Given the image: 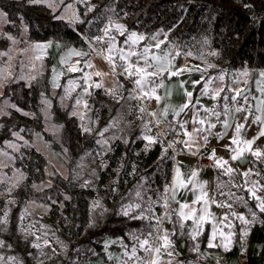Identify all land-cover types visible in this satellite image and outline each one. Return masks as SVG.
Masks as SVG:
<instances>
[{"label":"rangeland","instance_id":"374dc122","mask_svg":"<svg viewBox=\"0 0 264 264\" xmlns=\"http://www.w3.org/2000/svg\"><path fill=\"white\" fill-rule=\"evenodd\" d=\"M26 1L50 13H55L57 18L63 20L65 24L49 29L47 34L51 36L50 39L38 40L33 39L28 27L22 22L21 34L16 37L6 32L9 19L7 14L0 10V138L2 140L0 143V220L5 219L4 214L7 212V223H0V241H4V246L0 247V257L4 259L0 264H72L76 258L69 251L70 230L79 229L82 214L79 213V221L73 224L71 212L82 209L83 191L92 192V196L87 199L88 215L95 214V219L99 217V224H102L110 217L114 205L122 198L124 188L119 186L122 178L125 179V187L142 169L151 168L152 172L154 162L151 157L159 147L162 152L168 147H173L176 151L185 148L182 143L170 146L172 140L186 139L182 130L176 128V131H171L166 125V121L170 119L169 115H172L171 111L167 119H162L159 124H157V118L150 113L156 112L159 116L165 105L174 107L182 105L186 97L180 83L185 82L184 88L194 93L193 82L200 81V71H206L205 79L216 76L219 72L225 73L224 86H226V78L229 80V85L221 96L226 94L230 97L232 93L227 91L229 88L249 90L250 87L247 84L244 86L247 77H244L243 82L240 77L238 78L240 73L245 70L248 72V69L233 71L222 67L221 63L225 61L224 51L214 46L210 35L204 36L200 32L191 33L188 25L192 14L183 5L178 6L175 14L167 18L174 4L155 8L146 14L138 13V10L150 0ZM248 1L249 4L258 6L264 4V0ZM164 19H168L166 24L169 25V30L157 27L158 23ZM110 21L124 25L127 30L125 36H119L113 29L112 34L117 36L119 42L120 37H123L120 45L123 44L128 32L143 35L145 40L138 45L141 49L146 43H155L150 40L152 36L155 35L158 41L165 42L168 40L169 33L175 31L169 38L168 47L166 49L161 47V50H174V53L178 51L180 55L175 57V68H184L185 71L170 78L165 73L164 87L157 90V94L161 96L160 103H157L154 98L140 100L133 98L136 95L133 92V83L126 76L112 75L111 66L95 52L84 57L68 55L70 49L88 52V41L93 40L94 44V37L103 35V30ZM80 28L84 30L83 34L78 32ZM73 32L79 38L73 42L63 41L65 37H73ZM39 42L48 43L39 44ZM36 45L46 47L37 48ZM94 46L99 47V45ZM103 46L106 49L107 45ZM154 51L158 50L154 49ZM95 56L102 57L103 60L93 58ZM37 57L40 58L37 59ZM49 58L52 59V63L49 78L50 94L47 95L43 91V74ZM62 58L66 61L65 63H61ZM86 60H90L93 67H85ZM77 61L80 63L77 64ZM209 64L213 67H208ZM72 66L80 69L76 71L78 74L75 76L70 75L69 68ZM216 67L218 70H214ZM53 69L56 70V82L60 87H53ZM97 71L105 75L102 77L93 75L89 83L99 82L102 83V87L88 89L91 94L83 96V100L87 101V108H84L83 102L77 106L76 98L78 94L83 93L80 88L84 85L83 75ZM119 71L120 69L117 68V72ZM261 72H264V69L259 70L254 83L255 87ZM63 77H66L65 82L62 81ZM70 79L76 80L79 86L70 95L65 96L64 86ZM108 89H115V94L107 92ZM166 90L171 92L170 96L166 95ZM34 95L38 101L35 107L32 102ZM251 95L253 96L254 93ZM199 96L200 90L193 101ZM62 97L64 99H61ZM54 99L62 109L77 118L79 134L84 139L88 134H92L95 141L94 149L82 154L74 162L61 142L63 125L54 118ZM95 102H98L96 111H94ZM223 103L221 99L215 105H219V110L222 111ZM238 103L243 106V99L238 98ZM230 106L233 109L235 107L231 102ZM141 108L145 110L143 113L140 111ZM236 113H241L240 116L237 115V118L240 117L239 120L244 128L251 129V132L257 130L259 124L253 123V117L256 115L254 107L247 121L244 119L248 115L247 112L233 111V117ZM224 118L222 115L221 121ZM169 121H173V116ZM212 123L216 125L211 130L214 133L212 135L217 136L221 122L216 120ZM146 124L148 129L145 128ZM173 126H175L174 121ZM84 127L89 128L90 131L85 132ZM186 127L188 132H192V123ZM105 128L107 131H104ZM229 130L230 134L222 140L209 136L207 141L215 142L220 146L233 145L230 142L235 134V126ZM134 131H138V136L127 150L126 146ZM101 132L103 135H100ZM177 132L180 134L177 135ZM168 134L171 136L168 137ZM145 135L155 138L157 142L150 143L144 138ZM201 136L202 134H198L195 142H200ZM193 144L191 152L194 151ZM254 162L257 166H262L260 161L254 160ZM230 167L235 170L231 183L243 185L240 170L234 165ZM215 169L219 184L227 183L229 176L223 174L222 168L215 167ZM168 173L167 176L157 178L158 189L155 191L156 200L153 205L154 217L163 215L164 207H162L161 198L165 188H171L174 166ZM218 187L221 190L220 196L228 200L229 204L240 203L244 206L243 203L228 198L229 190L236 196L244 197L248 207L256 212L258 221L261 224L264 222V213L256 208L255 200L248 199L247 192L243 188ZM56 190L60 191L67 201L60 200ZM222 192L225 194L221 195ZM127 205L129 204L123 205L121 210ZM16 208L20 209L17 228V235L22 243L20 246L16 243L11 226L12 215ZM173 209L175 207L170 208V212ZM135 210L129 216H136ZM173 215H175L174 212L172 218ZM186 226L185 222L183 232L187 231ZM84 228L78 231L79 237L87 234L88 230ZM107 242V247L117 249L115 244L122 241L119 238L118 240L109 239ZM33 244H38L39 247H33ZM112 254V252L109 254L113 257L111 262L106 259L109 264H112L115 259ZM9 257H14L15 261H10Z\"/></svg>","mask_w":264,"mask_h":264},{"label":"snow or ice","instance_id":"6c2138e0","mask_svg":"<svg viewBox=\"0 0 264 264\" xmlns=\"http://www.w3.org/2000/svg\"><path fill=\"white\" fill-rule=\"evenodd\" d=\"M91 10V8H89ZM78 18V17H77ZM83 22V21H81ZM113 29H115V32L119 36H125V32L127 31L125 29V26L119 23H113L109 22L107 26H105L103 30V35H97L94 37V44L93 40H89V51H77L75 49H70L68 55L72 56L75 55L77 57H84V56H90L91 53L95 52L97 55L102 56L108 64L111 66L112 75H123L126 76L131 83H133L134 88L133 92L136 93V95L133 97L135 99H152L154 98L157 103H160L161 96L157 94V90L159 88L164 87V76L165 73H167L168 77L178 76L182 74L185 69L175 68L174 60L176 56H179L180 53L176 51L174 53V50L169 51H163L161 50V44L164 43L163 41H158L157 37L154 35L150 38L151 41H155V43H146L142 49L138 48V45L141 41L145 40V37L143 35L137 34L136 32H128L127 36L125 37L123 44L120 45V42L117 39L116 35H113ZM107 45L106 49L103 45ZM94 45H99V47H95ZM119 45V46H118ZM37 48L46 47L44 45H36ZM158 50V51H154ZM190 55V53H188ZM212 55H216V53H212ZM40 57H37L39 59ZM119 61V63H118ZM66 61L62 58L61 63H65ZM80 62L77 61V64ZM85 67L91 68L93 65L90 61H85ZM208 67H213V65L209 64ZM117 68L120 69L119 72H117ZM80 69L76 66H72L69 68V71L76 72ZM197 71H200V69H197ZM95 75L97 77H102L105 75V73H102L100 71H97L95 73H85L82 77L84 80V88L83 93L78 94L76 98V105L79 106L83 102L84 108L88 107L87 101L83 100L84 95H90L91 93L88 91L90 87L95 88H101L102 83L96 82V83H89L92 79V76ZM240 75L247 77L249 73L247 70L240 73ZM57 76H56V70L53 69V87H60V85L56 82ZM203 80V87L201 89L200 95L209 96L214 101L223 100V110H219V105H213L212 108L204 107L203 105H200L199 98H197L195 101H193V93L191 91H187L186 88H184L185 82L180 83V87L184 89V95L186 97L185 102L182 105H179L178 107H174L172 105H165L163 108L162 113L158 116L156 112L150 113L153 117L157 118V124L161 122L162 119H167L169 112L171 111L173 116V121L175 122V126H173V121L168 122V127L171 131H176V128H179L182 130L183 135L186 137V139L182 141H176L172 140L170 141V146L175 145L176 143H182L186 148L191 151V146L193 143H195L198 134L200 133H207L211 134V129L215 128V124L211 123L210 117H215L218 122H221L225 131H227L228 127L230 126L229 120L231 118V113L233 111L235 112H247L248 115L244 117L245 121L248 120V116L252 115V109L254 107L255 112L259 113V115H255L253 117V123H258L264 125V72L260 73V79L257 80V91L260 93V97L258 98L256 96H251L250 90L246 89H238V88H229L227 89L228 92H231L232 95L229 97L228 95L221 96L222 93H225L226 89L223 85V81L225 80V74L221 72L218 76L212 77L209 76L206 79L202 75ZM215 81L221 82L219 86H213ZM201 83V81H194L193 87L196 86V84ZM245 84H247V80H245ZM78 83L76 80H68L67 85L64 86V93L65 96L70 95L72 91L75 90L76 87H78ZM110 94H115V89H108L106 90ZM166 95L170 96L171 92L166 90ZM253 100H255V105H249V97ZM238 98H242L244 101V105L241 106L238 103ZM61 99H64L62 97ZM231 104L237 105L234 109L230 106ZM45 103H48L45 101ZM193 109L192 114V124H193V130L192 132L187 131V124L188 121L180 120L179 117L182 113L186 114V111L189 108ZM203 111L204 115L201 116L200 112ZM140 111L143 113L145 110L143 108L140 109ZM75 114V113H73ZM224 116L225 119L221 121V116ZM81 119L83 120V116H81ZM145 128L148 129V125H145ZM244 128L243 124L236 123L235 126V134L232 137L231 144L238 145L237 148L232 149L233 155L231 159L233 161L237 160L240 155L245 151H251V154L255 156L258 160L264 157V151H261L259 149L252 151L251 145L255 142V139L259 138V136L264 135V127L261 128L260 132L258 133L257 137H254L252 140H245L241 138V131ZM83 130L85 132H89L90 129L87 127H84ZM150 130V129H149ZM104 131H107V128L104 129ZM180 132H177V135H179ZM100 135H103V132L100 133ZM159 136V134H157ZM219 138H223V133L218 134ZM146 140H148L150 143H155L157 140L151 136L145 135L144 137ZM203 140L207 142L208 135H204ZM243 144L245 147L241 148L239 145ZM167 151V149H165ZM209 159H213L215 161V165L218 168L223 169V174L229 176V181L224 184H219L220 187H236V188H243L250 196L251 199L256 201V208L259 210V212L264 213V196L258 195V192L264 191V185L260 184L259 180H251V176L253 175L252 169H248L247 171H244L240 173V175L244 178L243 179V185H236L232 184L231 180L233 178V174L235 173V170L231 168L230 166L225 167V165L228 164V161L224 160L223 158H216L215 156V150L210 154ZM255 175L260 176L259 172H256ZM198 176V170L193 169L188 176L187 179L183 178V174L180 172L179 167L176 169V174L173 179V185L171 188H165L164 194L162 196V207L165 209L164 216L167 217L169 222H172V214L173 212L176 215L177 222L179 223L180 229H181V235H183V229L185 227L186 221H191L192 226L189 229V236L190 238L195 241L198 236H200L203 232L205 224H211V234L208 239V247H215L213 241L217 236L218 233V225L216 223V219L213 216V214L209 211V197L207 192L205 191V185L206 182H199L196 180V177ZM189 185H191V188L189 189ZM179 189H185L190 190L193 192L194 199L191 202V205L188 202H181L176 199V194ZM169 192H171V195H169ZM198 193V194H197ZM225 193H221V195H224ZM137 197H141V193H136ZM227 196L229 199H234L236 201H239L244 204L245 207H248L247 200L244 199L242 196H236L235 193L229 192L227 193ZM169 201H172L179 205L177 209H173L171 212L169 211ZM212 203H216L218 207H227L231 210L232 205L227 202H217L214 199L211 200ZM194 205H201L199 208L194 207ZM137 208H141V205L139 203L132 205L129 204L125 208L122 209V212L125 216L130 215L132 211H134ZM145 212L151 214L152 213V203L149 202L148 208L142 209L140 214L137 216H132V219H155L156 224L154 226L155 231H159V224L161 223L162 217L156 216L153 217L152 215H145ZM249 212H251V215L253 217V221L256 219V212L252 211V209L249 208ZM5 219L0 220V223H7V212H5ZM231 215L233 217L238 218L243 224L247 225L249 224V221L245 218L244 215H239L235 212H232ZM228 220V215L225 214L223 217V221ZM230 227V225H229ZM171 235H175V232L169 233L167 230L163 231V234L158 237L160 243L155 248L151 245V238H153V233L149 232L148 237L141 239L138 235L132 234V239L136 242L137 246H133L131 249V252L129 253L127 250L124 252V256L128 259L125 261H122L121 264H128V261L132 259L137 260V264H161V257L164 253H167L168 257L171 258L173 253L171 249L173 248V243L170 239ZM219 235L223 237V240L226 241L223 243V247L225 250L228 249V245L231 243V236L233 233L229 231L227 234H225L222 230L219 231ZM242 235H247V232L245 231ZM4 246V241H0V247ZM33 247H39L38 244H33ZM139 249H142L144 252L148 253L151 259H140L137 256V251ZM199 245L197 244L194 250H198ZM111 258V256H110ZM3 257H0V262L3 261ZM10 261H15L14 257L8 258ZM167 264H172V260L169 259L167 261Z\"/></svg>","mask_w":264,"mask_h":264},{"label":"trees","instance_id":"16d2710c","mask_svg":"<svg viewBox=\"0 0 264 264\" xmlns=\"http://www.w3.org/2000/svg\"><path fill=\"white\" fill-rule=\"evenodd\" d=\"M174 4L171 13L167 16L170 18L174 15L178 6L183 5L188 12L192 14L188 29L191 33H198L212 38L214 46L221 48L225 53V61L221 66L227 70H243L248 69L247 86L251 88V93L256 94L255 80L258 77L259 70L264 69V4L255 5L249 4L248 0H150L143 5L139 10V14L149 13L155 8ZM0 10L4 11L9 19L6 32L10 35L19 37L22 31L21 23L23 22L29 29L33 39L47 40L51 36L47 34L49 29L56 28L61 24H65L63 20L58 19L55 13L41 8L38 5L31 4L26 0H0ZM168 19H164L158 23L157 27L169 30V25L166 24ZM187 29V27H186ZM79 33L83 34L84 30L80 28ZM175 31L168 35V40L165 41L161 47L166 49L169 44V38L172 37ZM79 38L73 32V37H65L63 41L73 42ZM123 37H120V42ZM10 43V41H7ZM8 43V44H9ZM78 45V43H76ZM52 59L47 60L45 73L43 74L44 92L50 94L49 78L51 74L50 65ZM218 68L216 67V69ZM78 73H70L75 76ZM66 77L62 81L65 82ZM229 85V80L226 78V86ZM83 88V85L80 87ZM201 88V83L197 84L194 89V98L197 96L198 90ZM35 105L38 103L36 95L32 98ZM98 108V102H95L94 111ZM35 111L37 109L35 108ZM53 114L54 118L61 122L62 134L61 142L66 148L72 162H74L82 154L91 151L95 147V141L92 134H88L86 139L79 134L77 130V118L58 104L57 100H53ZM169 120L172 115H169ZM166 121V125H168ZM125 130L122 132L121 136ZM120 136V137H121ZM138 131H134L130 137V141L126 146L127 150L137 138ZM171 135L168 134V137ZM0 143L2 140L0 138ZM151 155V153H150ZM151 160L154 162V169H142L136 177L130 180L124 187L125 179L119 181V186L124 188L122 198L113 207V212L110 217L103 223L101 227L94 230L84 238H80L78 231L86 226L88 217L87 199L92 196V192L83 191L82 209H75L71 212L73 224L79 221V213L82 214L80 227L70 230V244L69 251L75 261L72 264H87V262L101 254H103V242L107 238H120L121 241L130 246L136 242L132 239V234L138 235L141 239L148 237V233L152 232L153 236L156 234L154 226L155 219H132L131 216H125L121 207L125 204L141 205V208L135 210L136 216L140 214L142 209H147L149 202L152 203V213L145 212V215H152L154 217L153 205L156 200L155 191L158 189L157 178L167 176L175 163V151L173 147H168L167 151L162 152L161 147L153 153ZM217 174V173H216ZM57 191V196L62 201H67L64 195ZM140 192L141 197H137L136 193ZM20 209L16 208L12 215L11 226L14 230V238L16 243L20 246L22 243L17 235V228L19 223ZM37 216V215H36ZM38 217V216H37ZM43 219L41 217H38ZM173 222L176 233L174 236L175 244L180 240L186 238L189 243L192 242L187 232L181 235V229L177 222L176 215H173ZM187 226L191 222L186 221ZM186 226L188 230L189 227ZM261 230L264 233V222L261 224ZM208 236V228L201 236L202 247L206 246V239ZM185 253H181L180 259L186 258ZM194 256V254H192Z\"/></svg>","mask_w":264,"mask_h":264},{"label":"crops","instance_id":"0c3cea01","mask_svg":"<svg viewBox=\"0 0 264 264\" xmlns=\"http://www.w3.org/2000/svg\"><path fill=\"white\" fill-rule=\"evenodd\" d=\"M44 42H39V44H43ZM48 42L44 43L47 44ZM99 60H103L102 57H93ZM101 58V59H100ZM87 61V60H86ZM90 61V60H89ZM71 73H78V72H71ZM224 73V72H223ZM221 74L219 72L216 76ZM225 74V73H224ZM202 75L205 76L207 75L206 71H200L199 75V80L201 81V88L199 89L201 92V89L203 87V80H202ZM215 77V76H212ZM244 80V76L238 75V78ZM221 82L215 81L213 86H219ZM224 85V81H223ZM246 86V84H244ZM84 88V85H83ZM82 88V91H83ZM245 89V88H244ZM257 91V87H255ZM194 90V88H193ZM198 90V91H199ZM248 90V89H246ZM251 92V88H249ZM252 96V95H251ZM249 97V102L250 105L253 106L255 105V100H253ZM253 96H256L258 98L260 97V93L257 91L256 94ZM194 99V96H193ZM199 101L200 105H203L204 107L207 108H212L213 105L217 101L212 100L209 96L204 95V96H199ZM236 107L237 105L234 104ZM234 107V108H235ZM192 114H193V109L190 107L187 111L186 114L182 113V115L179 117L180 120L188 121L187 126L191 125V120H192ZM239 116L241 113H238ZM237 113L233 117V114L231 113V118L229 120L230 126L228 127L227 131H225L222 123H220V131L218 134L223 133V138L227 137L230 134V128L233 126H236V123H240V120L238 117L237 118ZM200 115L203 116L204 113L201 110ZM256 115H259V113H256ZM212 119V122H215L216 119L214 117H210ZM225 119V118H224ZM264 127V125L259 124L257 130L255 132H251V129L248 128H243L241 131V138L245 140H252L254 137L258 136V133L260 132L261 128ZM188 128V127H187ZM188 130V129H187ZM212 130V129H211ZM202 134L200 137V142L197 141L193 145V152L188 151V148H180L179 151H175V163H174V173L172 175L171 179V186L173 185V179L176 174V169L179 167L180 172L183 174V178L187 179L188 176L190 175L191 171L193 169L198 170V176L196 177V180L199 182H206L205 185V191L208 194L209 197V211L213 214V216L216 219V223L218 225V233L216 238L214 239L213 243L216 245L215 247H208V239L211 234V224H205L203 232L200 236L197 237L195 241L189 243L188 246V241L186 238H183L178 242V244H175V235H171L170 239L173 243V248L171 249L173 255L171 258L168 257L167 253H164L161 257V264H167V261L169 259L172 260V264H264V233L261 230V223L258 221L256 218L255 221H253V217L251 215V212H249V207L242 206L240 203H231L232 208L231 210L227 207H218L216 203H212L211 200L214 199L217 202H228V200L223 199L222 196H220L221 190L218 187V181H217V176H216V169L217 167L215 165V161L213 159H209L210 154L215 150V156L216 158H223L224 160L228 161V164L225 165V167L234 165L236 166L240 172L247 171L248 169H252L253 175L251 176V180H259L260 184L264 185V157L261 159H257L255 156L251 154V151L245 150L240 157L233 161L231 159L233 155L232 149H235L238 147V145H225V146H220L216 145L215 142L207 141L205 142L203 140L204 135H208V139L212 137L214 134L211 131V134ZM214 135L213 138L216 140H222V138H219ZM210 136V137H209ZM239 147L243 148L245 147L243 144L239 145ZM252 151H255L257 149L264 151V135L259 136V138L255 139V142L251 145ZM223 155V156H222ZM254 160L260 161L262 163V166H257L254 162ZM256 172L260 173V176L255 175ZM243 177L241 176V182L243 184ZM191 188V185H189V189ZM244 190V189H243ZM198 194V193H197ZM171 195V192H170ZM248 199H251L249 194ZM258 195L264 196V191L258 192ZM176 199L181 201V202H188L191 205L192 200L194 199L193 192L190 190H185V189H179L176 194ZM170 208L177 209L179 207L178 204L169 201ZM201 205H194V207L199 208ZM255 206H256V201H255ZM253 211V210H252ZM232 212H235L237 216L239 215H244L245 218L249 221V224L245 225L243 224L238 218L233 217L231 215ZM165 209L163 211L162 215V220L161 223L159 224V231H156V234L151 238L150 242L153 248L159 245L160 241L158 237L163 234L164 230H167L169 233L175 232V225L173 222H169L167 217L164 216ZM175 214V213H174ZM225 214L228 215V220L221 221L223 220V217ZM95 214L93 215L90 214L88 215V219L86 221V226L84 230H88V234L93 232L94 230L98 229L103 225L99 224V217L95 219ZM190 221V220H189ZM191 222V221H190ZM230 225V227H229ZM192 226V222L190 226H188V230L184 231L188 233L189 235V229ZM206 227L208 228V236L206 239V246L202 247L201 243V236L206 230ZM223 231L225 234H227L229 231L233 233L231 236V243L228 245V249L225 250V248L222 246L223 243L226 241L223 240V237L219 235V231ZM83 231V230H82ZM247 232V235H242L244 232ZM85 236H82L80 238H84ZM109 239H114L118 240L119 238H107L103 242V254L90 259L87 264H109L108 262H111L113 257L110 258V252H112L115 256V259L112 264H121L122 261L127 260L128 258L124 256V252L127 250L129 253L131 252L132 247L135 245L138 247V245L133 244V245H126L123 242H118L115 244L116 248H109L107 247V240ZM144 239V238H143ZM199 245L198 250H194L196 245ZM110 246V245H109ZM190 251V254L188 255ZM181 253H185L187 256L185 259H180ZM194 254V256H192ZM137 256L140 259H151L148 253L144 252L142 249L138 248L137 251ZM109 261L107 262V260ZM128 264H137L136 259H132L128 261Z\"/></svg>","mask_w":264,"mask_h":264}]
</instances>
